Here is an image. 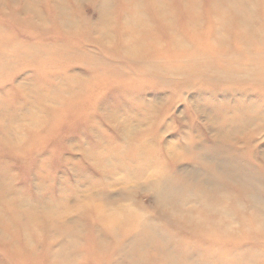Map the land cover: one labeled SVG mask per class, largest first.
Listing matches in <instances>:
<instances>
[{"label":"rangeland","instance_id":"1","mask_svg":"<svg viewBox=\"0 0 264 264\" xmlns=\"http://www.w3.org/2000/svg\"><path fill=\"white\" fill-rule=\"evenodd\" d=\"M148 1L0 0V264H264V0Z\"/></svg>","mask_w":264,"mask_h":264},{"label":"bare ground","instance_id":"2","mask_svg":"<svg viewBox=\"0 0 264 264\" xmlns=\"http://www.w3.org/2000/svg\"><path fill=\"white\" fill-rule=\"evenodd\" d=\"M226 1H230V0H226ZM149 2V6L151 7L153 13L156 14V16L160 19H163V20H166V21H170L169 19V13L167 12V10L165 9L164 5H162V2L163 0H152V1H148ZM190 4L188 3V7L189 8V12H188V15L192 12V9H193V6L190 7L189 6ZM223 5L221 6V4H217V3H212V8L216 9L217 10V15L218 17H216L217 20L219 21H216L217 23L219 22H222V18H223ZM216 16V15H215ZM214 16V17H215ZM187 26L191 29L192 27H195L194 23L195 21L192 20V18H190L188 16V19H187ZM197 22V21H196ZM141 25H146V22ZM220 26V25H219ZM147 31V30H146ZM171 33L173 34L172 36V39H171V44L172 46L174 47V49H180L182 47L185 46L186 44V41H185V38L184 39H181L178 37V35H176L172 29L170 30ZM144 38H147L146 36H143L141 34H138L137 32L135 31H132L130 30L129 34L127 35L126 37V40H127V45L125 47V51L128 53H132V52H135L137 49L139 48H143L145 46V44L151 42L150 41V38L148 36V40H145ZM150 44V43H149ZM189 48V47H188ZM177 58H181V56H177ZM177 58H176V61H177ZM152 67V66H151ZM203 70V69H202ZM166 71L171 74V76H175L177 71H175V68H167ZM28 224V223H27ZM24 226V225H23Z\"/></svg>","mask_w":264,"mask_h":264}]
</instances>
